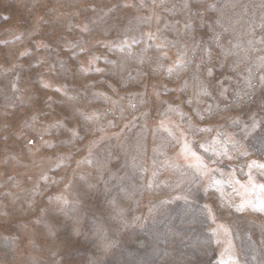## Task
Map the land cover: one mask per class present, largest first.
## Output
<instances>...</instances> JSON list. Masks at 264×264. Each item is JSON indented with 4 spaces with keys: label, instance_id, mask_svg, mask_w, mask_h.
<instances>
[{
    "label": "rangeland",
    "instance_id": "374dc122",
    "mask_svg": "<svg viewBox=\"0 0 264 264\" xmlns=\"http://www.w3.org/2000/svg\"><path fill=\"white\" fill-rule=\"evenodd\" d=\"M262 148L264 0H0V264H264Z\"/></svg>",
    "mask_w": 264,
    "mask_h": 264
},
{
    "label": "snow or ice",
    "instance_id": "6c2138e0",
    "mask_svg": "<svg viewBox=\"0 0 264 264\" xmlns=\"http://www.w3.org/2000/svg\"><path fill=\"white\" fill-rule=\"evenodd\" d=\"M258 125L254 122L253 123V130L257 127ZM198 131H204V130H198ZM184 150L186 153H190L192 157L195 158L196 160V164L193 165V167L196 168V170L198 172H200L202 175H206L207 172L209 171L207 164L204 163L202 157L198 156L197 153L195 151L192 150L191 146L185 142L184 145ZM205 151L207 152L208 149H205ZM261 154L264 155V148H262L261 150ZM242 155H248V153L245 151L243 153H241ZM231 158V157H230ZM247 167L249 168V172L247 173L248 178H249V183L252 186V189L255 190H259L261 193H264V183H257L253 176H252V169H257L259 170V175L264 178V163H258L257 161H252L250 164L247 165ZM239 210V209H238ZM259 211L264 212V198H262L260 200V207H259ZM227 232V230H225ZM220 240H217V243H220ZM227 248L225 249L226 251L229 250L232 247V242L230 240L227 241Z\"/></svg>",
    "mask_w": 264,
    "mask_h": 264
}]
</instances>
